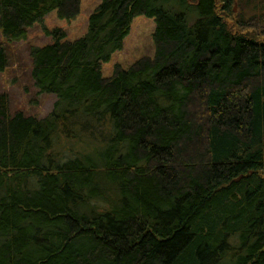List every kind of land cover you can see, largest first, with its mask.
Wrapping results in <instances>:
<instances>
[{
	"label": "trees",
	"instance_id": "trees-1",
	"mask_svg": "<svg viewBox=\"0 0 264 264\" xmlns=\"http://www.w3.org/2000/svg\"><path fill=\"white\" fill-rule=\"evenodd\" d=\"M245 1L100 0L81 37L43 27L28 73L50 111L0 91V264H264V0ZM80 9L0 0V72ZM139 15L152 55L104 77Z\"/></svg>",
	"mask_w": 264,
	"mask_h": 264
},
{
	"label": "rangeland",
	"instance_id": "rangeland-1",
	"mask_svg": "<svg viewBox=\"0 0 264 264\" xmlns=\"http://www.w3.org/2000/svg\"><path fill=\"white\" fill-rule=\"evenodd\" d=\"M99 1L81 0L80 13L72 20L61 19L55 11H51L43 17V26L35 24L28 29L26 39L11 42L8 45L11 65L5 71L0 72V91L8 94L11 111L21 110L27 114L41 117L50 111L55 96L46 93L38 94L33 87L28 73V49L30 46H42L52 41V38L44 32L43 27L48 30L62 29L68 40L83 36L87 32L88 16ZM250 1L255 5L257 4L256 0ZM245 4V0H233L234 17L235 15L240 16L241 13L246 15L248 12L247 15L250 14V5L246 6ZM258 26L263 25L258 24ZM153 29L154 23L151 18L144 15L136 16L132 20L130 30L123 40L122 48L112 53L107 62L102 63V75L108 77L112 73L115 64L128 67L140 57L151 56L154 49L152 42ZM0 41H2L1 34Z\"/></svg>",
	"mask_w": 264,
	"mask_h": 264
},
{
	"label": "water",
	"instance_id": "water-1",
	"mask_svg": "<svg viewBox=\"0 0 264 264\" xmlns=\"http://www.w3.org/2000/svg\"><path fill=\"white\" fill-rule=\"evenodd\" d=\"M241 177L237 178L236 181H238Z\"/></svg>",
	"mask_w": 264,
	"mask_h": 264
}]
</instances>
